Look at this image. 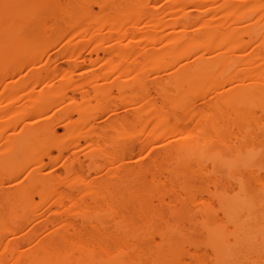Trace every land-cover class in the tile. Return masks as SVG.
<instances>
[{
	"label": "bare ground",
	"instance_id": "1",
	"mask_svg": "<svg viewBox=\"0 0 264 264\" xmlns=\"http://www.w3.org/2000/svg\"><path fill=\"white\" fill-rule=\"evenodd\" d=\"M0 264H264V0H0Z\"/></svg>",
	"mask_w": 264,
	"mask_h": 264
}]
</instances>
